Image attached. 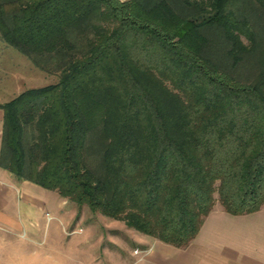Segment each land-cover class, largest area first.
Returning a JSON list of instances; mask_svg holds the SVG:
<instances>
[{
    "label": "trees",
    "instance_id": "trees-1",
    "mask_svg": "<svg viewBox=\"0 0 264 264\" xmlns=\"http://www.w3.org/2000/svg\"><path fill=\"white\" fill-rule=\"evenodd\" d=\"M0 37L58 78L0 105L17 179L179 248L264 206V0H0Z\"/></svg>",
    "mask_w": 264,
    "mask_h": 264
},
{
    "label": "crops",
    "instance_id": "crops-1",
    "mask_svg": "<svg viewBox=\"0 0 264 264\" xmlns=\"http://www.w3.org/2000/svg\"><path fill=\"white\" fill-rule=\"evenodd\" d=\"M9 47L0 37V85L11 76L12 65L8 64V57L5 63L3 56L9 55ZM14 69L15 79H21L22 73ZM9 101L0 96V105ZM4 117L0 108V153ZM57 193L19 180L0 166V264H264V207L247 215H231L215 206L199 235L185 248L145 235L116 220V224L108 226L110 233L103 236L110 246L100 255L83 257L76 253V248L75 252L67 253L59 244L57 248L38 251L33 245L40 243L33 237L26 240L28 236L23 231L28 228L35 235L47 215L62 223L66 235L70 232L67 227L76 229V210L65 209L68 199L58 197ZM60 200L62 204L56 206ZM44 223L50 229L52 222Z\"/></svg>",
    "mask_w": 264,
    "mask_h": 264
},
{
    "label": "rangeland",
    "instance_id": "rangeland-1",
    "mask_svg": "<svg viewBox=\"0 0 264 264\" xmlns=\"http://www.w3.org/2000/svg\"><path fill=\"white\" fill-rule=\"evenodd\" d=\"M9 48V55L7 56L4 54L3 56L5 58V63L6 57H8V64L12 65L11 76H8L7 79L5 78L3 84L0 85L1 99L9 101V99H14L28 88L44 87L58 82L57 76L50 75L36 67L29 58L23 55L15 47L10 46ZM14 68L22 73L21 79L20 77L15 79V76H13ZM56 195L58 197L60 196L58 193ZM216 197L218 198V195H216ZM60 204H62L61 200L56 203V206ZM64 204L65 209L67 207L68 210L69 208L76 210L75 218L77 220L75 227L76 229H83V232L70 234L72 227H67L70 232L66 235L64 234V226L62 223L57 218L49 219L50 215H47L45 221L43 219L40 221L41 229H39L38 233H34L35 235H33L32 231L28 228L25 232L23 231V233H26L28 236L25 238L26 240L33 237L40 243V245L34 244L33 248L38 251H45L52 249L53 247L57 248L59 244V246L64 248L67 253L75 252L74 248H76V253L80 252L83 257L92 256L93 254L100 255L103 251H106L105 249L110 245L106 243L103 236L110 233L108 231V226L116 224L117 221L99 213H93L87 206L81 208L70 200ZM215 206L224 209L219 201ZM47 220L49 221V224L52 222L50 229L49 227H46V224L44 223Z\"/></svg>",
    "mask_w": 264,
    "mask_h": 264
},
{
    "label": "built area",
    "instance_id": "built-area-1",
    "mask_svg": "<svg viewBox=\"0 0 264 264\" xmlns=\"http://www.w3.org/2000/svg\"><path fill=\"white\" fill-rule=\"evenodd\" d=\"M83 230L82 229H75V230H72L71 232H70V234H77V233H81Z\"/></svg>",
    "mask_w": 264,
    "mask_h": 264
}]
</instances>
